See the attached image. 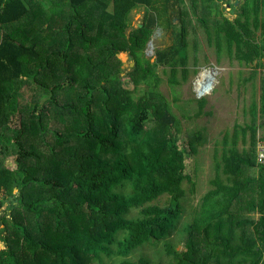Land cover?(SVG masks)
Returning <instances> with one entry per match:
<instances>
[{
	"label": "trees",
	"instance_id": "1",
	"mask_svg": "<svg viewBox=\"0 0 264 264\" xmlns=\"http://www.w3.org/2000/svg\"><path fill=\"white\" fill-rule=\"evenodd\" d=\"M188 1L0 0V264H92L112 245L126 257L159 242L175 264H264V164L254 149L257 130L264 139V74L248 106L255 110L250 124L223 139L198 217L181 228L184 250L166 240L182 213V183L195 191L188 161L205 137L195 131L183 139L178 118L153 89L155 70L185 64L194 16L217 55L224 47L227 57L252 66L243 83L255 87L256 70L264 69V0H238V7ZM138 6L142 22L128 30ZM159 21L175 43L149 62L142 51ZM93 26L96 34H87ZM122 52L134 62L123 76ZM26 83L41 90L40 104L18 101ZM140 83L148 88L133 97ZM248 131L252 148L237 150V135L244 141ZM6 156L13 169L3 165ZM162 196L166 204L158 205ZM130 210L138 216L127 218ZM120 264L160 263L139 257Z\"/></svg>",
	"mask_w": 264,
	"mask_h": 264
},
{
	"label": "rangeland",
	"instance_id": "2",
	"mask_svg": "<svg viewBox=\"0 0 264 264\" xmlns=\"http://www.w3.org/2000/svg\"><path fill=\"white\" fill-rule=\"evenodd\" d=\"M232 2L236 7L239 6L238 0H230V3ZM181 3L184 6H188L189 1L180 0L179 5ZM222 4L225 9L224 15L230 13L227 16L230 19H234L236 14L230 11L229 4ZM143 12V8L140 6L130 11L127 18L128 30L141 24ZM191 19L195 28L191 30L187 37V59L185 64L177 63L172 73L170 67L167 65L158 67L155 70L157 83L153 88L166 98L167 105L179 120V132L183 135L185 141L187 140V136H190L195 131H197V134L202 132L205 137V141L197 146L196 153L191 154L188 161V169L191 172L192 180L195 182V191L189 194L188 183H182V188L185 191V197L181 202L182 213L177 222L176 230L172 231L171 235L166 239L176 252L184 250L185 233L181 231V228L185 224H189L195 216L198 217L200 198L211 188L209 181L215 176V163L220 161V155L224 149L223 139L231 137L234 129L243 128L247 124H250V112L255 113V110L248 112V106L250 102L253 103V101L258 100L260 93L259 76L264 74L263 68L256 70L254 76L255 87L253 82L243 83V79L248 76V72L252 66L241 65L232 57H227L224 47L221 50V54L217 55L215 46L211 41L207 40L204 31L196 21V17H191ZM177 21L176 18L172 20L174 24ZM160 23L161 21L158 22V27L160 28L153 31L149 40L150 43L148 41L142 51L143 57L147 58L149 62L154 61L155 50L166 49L175 43L172 30H165ZM174 29L177 31L178 26L175 25ZM96 32L95 26L91 28L90 32L86 31L90 35H95ZM117 58L121 62L120 68L122 72L120 75L123 76L133 68V58L125 52L118 53ZM184 69L186 70V76L182 79ZM201 72H207L208 78L212 81V89L208 94L199 97L195 90V81ZM147 88V85L140 83L136 91L133 92V97L142 96ZM40 91L36 85L26 83L20 89L18 101L21 104L27 105H31L34 101L40 104L44 99ZM199 109H201V113L196 116L195 113ZM260 116L261 114L257 110V114L255 115L256 120ZM10 121L11 126L18 124L17 117H13ZM146 126L152 127L153 122H147ZM255 133L256 138L260 137V130H257ZM243 140L239 133L237 140L235 139L234 141V146L237 150L248 146L252 148V138L249 131L245 134ZM227 142L228 147L233 144L232 140L228 139ZM183 148L188 152L187 144ZM3 165L13 169V157H4ZM126 190L128 189L126 188ZM166 200L167 197L162 196L156 203L164 205L166 204ZM136 216H138L136 210H130L126 214L127 218H134ZM249 216H252L254 219L257 218V215L253 213H249ZM1 246L0 244V248ZM111 250L112 253L110 255L101 254L100 259L94 260L92 264H120L121 260L135 262L139 257H146L152 262L160 264H175L171 256L166 253L163 242L153 245L145 244L132 251L126 257L117 254L116 245H112Z\"/></svg>",
	"mask_w": 264,
	"mask_h": 264
},
{
	"label": "bare ground",
	"instance_id": "3",
	"mask_svg": "<svg viewBox=\"0 0 264 264\" xmlns=\"http://www.w3.org/2000/svg\"><path fill=\"white\" fill-rule=\"evenodd\" d=\"M212 89V81L208 78L207 72H201L195 81V90L198 96H204Z\"/></svg>",
	"mask_w": 264,
	"mask_h": 264
},
{
	"label": "built area",
	"instance_id": "4",
	"mask_svg": "<svg viewBox=\"0 0 264 264\" xmlns=\"http://www.w3.org/2000/svg\"><path fill=\"white\" fill-rule=\"evenodd\" d=\"M256 162L264 164V139L257 137L255 147Z\"/></svg>",
	"mask_w": 264,
	"mask_h": 264
},
{
	"label": "water",
	"instance_id": "5",
	"mask_svg": "<svg viewBox=\"0 0 264 264\" xmlns=\"http://www.w3.org/2000/svg\"><path fill=\"white\" fill-rule=\"evenodd\" d=\"M149 43H150V41H149ZM16 191V189H13V192H15Z\"/></svg>",
	"mask_w": 264,
	"mask_h": 264
}]
</instances>
